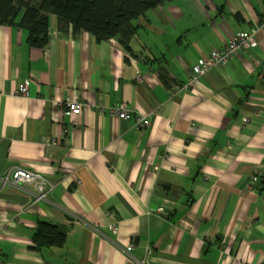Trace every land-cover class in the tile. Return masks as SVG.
I'll return each instance as SVG.
<instances>
[{
  "label": "crops",
  "instance_id": "0c3cea01",
  "mask_svg": "<svg viewBox=\"0 0 264 264\" xmlns=\"http://www.w3.org/2000/svg\"><path fill=\"white\" fill-rule=\"evenodd\" d=\"M138 24L133 53L55 16L44 48L0 26V264H264L250 181L264 177V0H175ZM253 32L256 48L191 83ZM17 168L49 182L47 200L6 181ZM39 222L64 228L62 248L36 245Z\"/></svg>",
  "mask_w": 264,
  "mask_h": 264
},
{
  "label": "trees",
  "instance_id": "16d2710c",
  "mask_svg": "<svg viewBox=\"0 0 264 264\" xmlns=\"http://www.w3.org/2000/svg\"><path fill=\"white\" fill-rule=\"evenodd\" d=\"M175 0H0V26L27 31L30 46L44 48L50 42V19L55 16L63 33L78 38L87 33L98 43L116 40L133 53L132 42L139 20L149 11ZM256 190L264 193V177ZM65 234L57 226L39 222L34 241L39 248H62Z\"/></svg>",
  "mask_w": 264,
  "mask_h": 264
},
{
  "label": "built area",
  "instance_id": "2783aa9c",
  "mask_svg": "<svg viewBox=\"0 0 264 264\" xmlns=\"http://www.w3.org/2000/svg\"><path fill=\"white\" fill-rule=\"evenodd\" d=\"M258 46V41L256 38V32L253 33H241L236 39L230 41L222 50L214 51L212 55L207 58L199 61L197 65L193 68V75L191 83L197 81L200 77L206 75L217 65L227 64L235 55L242 50H247L250 48H256ZM18 95L26 96L28 95V85H22L18 88ZM68 113L70 118L81 115L82 113V105L73 100L67 101ZM113 115H117L120 119L127 120L130 119V113L126 111L112 110ZM138 124L140 127L146 128L150 126V121L147 119H138ZM253 178V179H252ZM251 187L252 189H256V185L259 182V176L252 177ZM6 181H10L14 185H33L37 191V200L45 201L49 195V182L39 173L24 169L17 168L14 171H11L6 176ZM159 213H163L164 209H159ZM113 230L116 231V227H112ZM134 248V245H130L127 248V252L131 253ZM134 264H145L141 261H136Z\"/></svg>",
  "mask_w": 264,
  "mask_h": 264
},
{
  "label": "water",
  "instance_id": "95a60500",
  "mask_svg": "<svg viewBox=\"0 0 264 264\" xmlns=\"http://www.w3.org/2000/svg\"><path fill=\"white\" fill-rule=\"evenodd\" d=\"M59 232H60V233H64V232H65L64 228L59 227Z\"/></svg>",
  "mask_w": 264,
  "mask_h": 264
},
{
  "label": "rangeland",
  "instance_id": "374dc122",
  "mask_svg": "<svg viewBox=\"0 0 264 264\" xmlns=\"http://www.w3.org/2000/svg\"><path fill=\"white\" fill-rule=\"evenodd\" d=\"M259 174L260 173H256L253 177H255V176H259ZM260 177H261V174H260ZM253 179V178H252ZM252 179L250 180V181H252ZM260 180V179H259ZM252 190H254V189H252ZM145 263V262H144ZM146 264V263H145Z\"/></svg>",
  "mask_w": 264,
  "mask_h": 264
}]
</instances>
